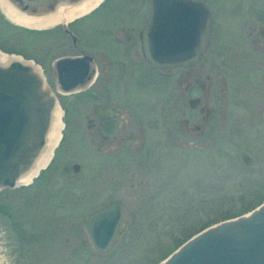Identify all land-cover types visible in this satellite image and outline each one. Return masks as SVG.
<instances>
[{"label":"rangeland","instance_id":"374dc122","mask_svg":"<svg viewBox=\"0 0 264 264\" xmlns=\"http://www.w3.org/2000/svg\"><path fill=\"white\" fill-rule=\"evenodd\" d=\"M243 5L222 0L211 6L214 31L221 28L216 61L206 69L215 100L212 123L192 141L196 146L189 147L190 139L183 135L172 143L161 132L152 141L146 132L140 156L152 160L146 161L147 170L134 168L138 180L148 181L146 192H96V164L103 156L92 144L81 146L84 133L74 132L70 122L71 116L79 122V100L58 96L45 71L65 54L57 48L63 41L61 26L48 27L55 28L49 35L15 31L3 25L11 19L0 4V47L16 55L0 52L33 62L63 113L61 138L50 169L38 173V186L33 179L0 193V208L11 216H0V264H158L193 233L264 202V61L252 49L258 21L238 14ZM240 153L250 158L249 165ZM73 163L80 166L76 174L70 169ZM60 164L67 168L65 175L56 171ZM115 199L127 206L130 220L111 252L97 256L79 239L80 221Z\"/></svg>","mask_w":264,"mask_h":264},{"label":"flooded vegetation","instance_id":"af4514ba","mask_svg":"<svg viewBox=\"0 0 264 264\" xmlns=\"http://www.w3.org/2000/svg\"><path fill=\"white\" fill-rule=\"evenodd\" d=\"M183 1L202 5L209 14L210 26L204 50L185 66H155L141 53L157 49V30L173 24L166 18H183L180 5ZM239 1L244 5L239 9L243 14H238L253 16L258 21L253 29L252 49L264 61V0ZM158 2L154 5L153 0H100L89 11L65 25L56 26H61L59 33L63 37L57 48L65 50V54L52 60L49 71L48 68L45 71L58 96L79 100V122L76 124L72 116L70 122L74 132L79 129L86 137V140L84 136L80 139L81 146L92 144L103 156V162L96 164L99 170L95 174L96 192H146L148 181L138 180L136 173L147 170L146 161L152 160L140 156L144 133H152L147 138L153 141L154 133L161 132L172 143L177 142L178 134L183 135L190 139L188 146L195 147L192 141L203 136L206 126L212 123L215 91L212 76L206 69L212 68L216 61L214 48L220 39L221 28L218 26L220 29L215 28L214 31L216 21L211 6H220L222 0ZM175 22V27L181 30L182 22ZM17 27L46 35L55 29ZM240 52L243 54V51ZM62 58L80 59L86 66L65 68V83L74 87L71 91L65 89L64 94L56 86L57 70L54 65ZM65 109L69 112L67 107ZM132 115H135L134 119ZM52 161L53 157L43 173L50 169ZM74 166H77L76 172ZM70 169L76 174L80 166L73 163ZM56 171L65 175L67 168L60 164ZM130 178L137 180L135 185L127 183ZM33 179L32 184L38 186V175ZM48 180L46 187L50 183ZM5 191L0 190V193ZM2 200L0 198L1 203ZM113 201L119 200H110L95 210ZM119 202L128 215L125 228L130 214L127 206ZM0 216L11 217L1 208ZM12 229L19 247L20 230L17 226Z\"/></svg>","mask_w":264,"mask_h":264},{"label":"water","instance_id":"95a60500","mask_svg":"<svg viewBox=\"0 0 264 264\" xmlns=\"http://www.w3.org/2000/svg\"><path fill=\"white\" fill-rule=\"evenodd\" d=\"M6 1L21 14L42 18L54 13L57 6L81 0ZM153 3L159 4L158 0ZM180 5L183 18L175 20L182 22L181 30L175 27L174 19L166 18L173 24L157 30V49L141 53L155 66H185L204 50L209 14L202 5L184 1ZM54 65L59 92L71 91L74 86L65 83V68L85 66L84 63L62 58ZM55 103L43 77L30 64L24 60L0 64V190L17 187L18 179L31 169L44 145ZM240 158L245 165L251 162L244 153ZM127 220L124 205L113 201L81 219L79 239L95 255H106L116 245ZM158 264H264V202L242 216L198 232Z\"/></svg>","mask_w":264,"mask_h":264},{"label":"bare ground","instance_id":"6f19581e","mask_svg":"<svg viewBox=\"0 0 264 264\" xmlns=\"http://www.w3.org/2000/svg\"><path fill=\"white\" fill-rule=\"evenodd\" d=\"M99 2L100 0H81L76 4L66 7L57 6L54 13L48 14L45 17L33 18L17 12L6 0H0V4L2 5L6 16L11 19V22L25 28H48L64 22L66 23L68 21H71L76 16L89 11ZM12 60L22 59L16 56H7L0 52L1 65H5ZM25 62L30 64L36 72H39V68L33 62ZM61 118L62 110L59 105H56L55 103L53 110L51 111L49 128L45 136L44 145L35 162L33 163L31 169L18 179V181L16 182V186L30 183L31 180L35 178L49 162L53 151L60 139L62 130Z\"/></svg>","mask_w":264,"mask_h":264},{"label":"trees","instance_id":"16d2710c","mask_svg":"<svg viewBox=\"0 0 264 264\" xmlns=\"http://www.w3.org/2000/svg\"><path fill=\"white\" fill-rule=\"evenodd\" d=\"M3 25L4 26H6V27H9L10 29H13V30H15V31H18V32H25V33H29V34H32L33 32H31V31H27V30H24V29H21V28H19V27H17V26H14V25H12L11 23H9L7 20H3ZM0 51L1 52H3V53H5V54H7V55H12V54H14V55H16V53L15 52H13V51H7V50H5V49H2L1 47H0ZM253 209V208H252ZM247 211H244V212H240V213H238L237 215H234V216H228V217H225L224 218V220H228V219H231V218H235V217H237V216H240V215H242V214H244V213H246ZM200 231V230H199ZM199 231H197V232H195V233H193L192 235H190V237L191 236H193V235H195L196 233H198ZM189 237V238H190ZM189 238H187V240L189 239ZM186 241V240H185ZM184 241V242H185ZM182 244V243H181ZM180 244V245H181ZM179 245V246H180ZM178 247V246H177ZM173 252V251H172ZM171 253V252H170ZM169 253V254H170ZM168 254V255H169Z\"/></svg>","mask_w":264,"mask_h":264}]
</instances>
